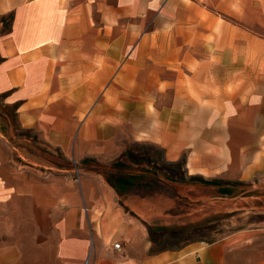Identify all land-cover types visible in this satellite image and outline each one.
I'll list each match as a JSON object with an SVG mask.
<instances>
[{"label":"crops","instance_id":"crops-1","mask_svg":"<svg viewBox=\"0 0 264 264\" xmlns=\"http://www.w3.org/2000/svg\"><path fill=\"white\" fill-rule=\"evenodd\" d=\"M0 20V264H264L250 230L156 249L150 203L81 170L130 139L201 184H264V0H0Z\"/></svg>","mask_w":264,"mask_h":264},{"label":"rangeland","instance_id":"rangeland-1","mask_svg":"<svg viewBox=\"0 0 264 264\" xmlns=\"http://www.w3.org/2000/svg\"><path fill=\"white\" fill-rule=\"evenodd\" d=\"M6 23L0 20V31ZM39 152L44 169L71 166L40 141ZM81 170L123 189L120 198L142 197L150 203L153 212H147L145 221L156 249L195 239L214 241L239 230L264 233V184L258 180L248 184L222 178L201 184L185 175L181 163L165 165L152 146L130 139L124 140V152L116 160L93 161Z\"/></svg>","mask_w":264,"mask_h":264},{"label":"built area","instance_id":"built-area-1","mask_svg":"<svg viewBox=\"0 0 264 264\" xmlns=\"http://www.w3.org/2000/svg\"><path fill=\"white\" fill-rule=\"evenodd\" d=\"M203 244V243H202ZM113 248L116 249V250H119L120 249V245L119 244H114L113 245Z\"/></svg>","mask_w":264,"mask_h":264},{"label":"trees","instance_id":"trees-1","mask_svg":"<svg viewBox=\"0 0 264 264\" xmlns=\"http://www.w3.org/2000/svg\"><path fill=\"white\" fill-rule=\"evenodd\" d=\"M203 183H204V182H203ZM205 184H210V183H205ZM222 193H223V194H228L227 191H223Z\"/></svg>","mask_w":264,"mask_h":264}]
</instances>
